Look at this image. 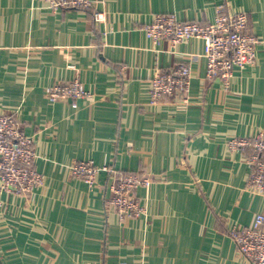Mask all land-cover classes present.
I'll return each mask as SVG.
<instances>
[{
	"label": "crops",
	"instance_id": "crops-1",
	"mask_svg": "<svg viewBox=\"0 0 264 264\" xmlns=\"http://www.w3.org/2000/svg\"><path fill=\"white\" fill-rule=\"evenodd\" d=\"M221 5L244 12L257 39L255 63L235 68L229 89L206 78L202 40L156 47L143 30L158 14L207 24ZM180 64L191 69L186 102L150 104L151 79ZM74 78L91 98H45ZM0 111L32 138L43 176L29 196H1L2 264H250L229 230L253 226L264 193L247 187L243 153L227 142L264 129V0H95L59 11L0 0ZM82 161L150 178L135 191L146 215L120 221L105 173L93 185L71 176Z\"/></svg>",
	"mask_w": 264,
	"mask_h": 264
},
{
	"label": "built area",
	"instance_id": "built-area-1",
	"mask_svg": "<svg viewBox=\"0 0 264 264\" xmlns=\"http://www.w3.org/2000/svg\"><path fill=\"white\" fill-rule=\"evenodd\" d=\"M45 1L52 11L89 10L95 6V0ZM93 19L100 24L104 21L103 13L94 11ZM247 25L248 18L244 12L231 13L221 5L214 20L207 24L179 21L173 16L158 14L143 30L156 47L162 40H167L172 46L190 39L202 40L206 78L218 79L224 89H229L234 69L255 63L257 39L247 32ZM190 82L191 69L186 64L156 74L150 81L149 103L157 104L163 98L185 103ZM44 93L50 102L91 98V93L78 78L54 83L46 87ZM32 145V138L25 133L18 119L0 111V206L3 194L26 197L43 184V176L33 167L35 153ZM227 146L243 153L249 168L247 187L264 193V129L250 137L232 138ZM101 172L110 181L111 196L107 206L114 210L120 221L146 215V208L135 196V191L141 186L149 188L150 178L125 174L107 164L97 167L92 161L70 166L71 176L89 185L96 183ZM229 235L238 253L250 264H264V214L256 215L252 227H233Z\"/></svg>",
	"mask_w": 264,
	"mask_h": 264
},
{
	"label": "water",
	"instance_id": "water-1",
	"mask_svg": "<svg viewBox=\"0 0 264 264\" xmlns=\"http://www.w3.org/2000/svg\"><path fill=\"white\" fill-rule=\"evenodd\" d=\"M0 264H2L1 260H0Z\"/></svg>",
	"mask_w": 264,
	"mask_h": 264
},
{
	"label": "trees",
	"instance_id": "trees-1",
	"mask_svg": "<svg viewBox=\"0 0 264 264\" xmlns=\"http://www.w3.org/2000/svg\"><path fill=\"white\" fill-rule=\"evenodd\" d=\"M93 13H94V12H93ZM247 152H248V151H247ZM247 152H246V153H247Z\"/></svg>",
	"mask_w": 264,
	"mask_h": 264
}]
</instances>
